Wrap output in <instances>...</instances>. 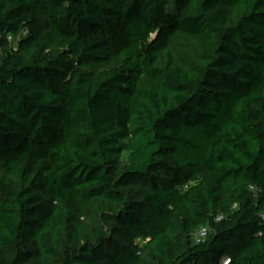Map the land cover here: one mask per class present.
<instances>
[{
	"label": "trees",
	"instance_id": "1",
	"mask_svg": "<svg viewBox=\"0 0 264 264\" xmlns=\"http://www.w3.org/2000/svg\"><path fill=\"white\" fill-rule=\"evenodd\" d=\"M0 264H264V0H0Z\"/></svg>",
	"mask_w": 264,
	"mask_h": 264
},
{
	"label": "built area",
	"instance_id": "2",
	"mask_svg": "<svg viewBox=\"0 0 264 264\" xmlns=\"http://www.w3.org/2000/svg\"><path fill=\"white\" fill-rule=\"evenodd\" d=\"M10 40L12 41L13 40V37L12 36H9ZM208 232H209V229L208 228H205L203 227L197 234V236L199 238H203V237H206L208 235Z\"/></svg>",
	"mask_w": 264,
	"mask_h": 264
},
{
	"label": "rangeland",
	"instance_id": "3",
	"mask_svg": "<svg viewBox=\"0 0 264 264\" xmlns=\"http://www.w3.org/2000/svg\"><path fill=\"white\" fill-rule=\"evenodd\" d=\"M127 154H124L122 159L126 161Z\"/></svg>",
	"mask_w": 264,
	"mask_h": 264
}]
</instances>
